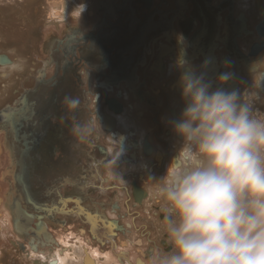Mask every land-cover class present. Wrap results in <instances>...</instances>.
I'll use <instances>...</instances> for the list:
<instances>
[{
    "label": "flooded vegetation",
    "instance_id": "obj_1",
    "mask_svg": "<svg viewBox=\"0 0 264 264\" xmlns=\"http://www.w3.org/2000/svg\"><path fill=\"white\" fill-rule=\"evenodd\" d=\"M93 3L95 22L66 24L62 35L45 37L41 66L32 63L33 72L29 67L7 97L15 100L0 109L10 115L0 131L12 153V209L21 220L26 212L34 229L12 244L22 257L34 251L33 239L51 251L59 245L56 230L70 229L69 250L82 253L80 264L85 250L97 252V264L105 254L151 264L171 251L166 205L150 177L164 174L180 146L170 124L184 108L177 62L203 71L213 88L215 77L231 71L233 80L222 87L242 91L251 83L245 69L264 57L257 29L264 9L238 13L235 0ZM12 33L25 56L30 35ZM0 56L18 65L10 53Z\"/></svg>",
    "mask_w": 264,
    "mask_h": 264
},
{
    "label": "clouds",
    "instance_id": "obj_2",
    "mask_svg": "<svg viewBox=\"0 0 264 264\" xmlns=\"http://www.w3.org/2000/svg\"><path fill=\"white\" fill-rule=\"evenodd\" d=\"M177 67L184 108L170 124L180 146L164 174L150 177L171 251L151 264H264V57L250 64L242 91L222 87L231 71L213 88L188 62Z\"/></svg>",
    "mask_w": 264,
    "mask_h": 264
},
{
    "label": "rangeland",
    "instance_id": "obj_3",
    "mask_svg": "<svg viewBox=\"0 0 264 264\" xmlns=\"http://www.w3.org/2000/svg\"><path fill=\"white\" fill-rule=\"evenodd\" d=\"M253 1L254 3L256 2V0ZM90 2L89 0H0V52L10 53V56L18 64H15L16 66L5 65L2 68L0 67V109L15 100V98L7 99V97L11 94L12 88L21 86L20 83L25 81V78L28 76L29 67L30 69L33 68L31 67L32 63L36 64L38 62L35 68L41 66L39 65L40 59L46 55L45 48L42 46L45 37L48 38L51 32L62 35V28L66 24L74 25L81 23L86 25L95 22L94 20H90L92 8L94 7V3L90 4ZM254 3L249 7V13L256 9ZM251 24L253 25V22ZM14 30H18L21 35H30V38L27 40L29 46L22 47L25 56H22V53L17 51L15 35L12 33ZM27 42H21L20 45ZM1 71L3 74L6 73L7 76L10 75L11 77L5 79L6 77H3V74L1 75ZM32 72L33 70L31 69L29 73ZM261 96L264 97V92L261 93ZM257 107L264 110V104L259 101L257 102ZM0 132V189L4 193L11 194L10 187L14 184L12 180L13 171L11 169L12 157L8 153L11 151V147L7 149L4 147L7 144L5 140L8 137L4 131ZM1 139L4 141L1 142ZM6 209L0 204V264H38V261H33L34 256L28 253L25 255L26 257L24 255L23 257L20 256L19 254H22L23 250L16 249V246L12 244V241L17 240L16 236L18 234L12 230L11 219L7 218V215L11 217V211ZM4 212L7 213L5 214ZM68 230L70 231V229ZM56 232L57 236H59L58 230ZM62 233L65 234L63 230ZM64 236L60 237L64 238ZM19 238L22 239L24 236H19ZM62 243L64 244L66 241L64 240ZM68 243L70 244V242ZM73 253L79 258L70 263L80 264L82 253L75 249ZM36 258L34 259L38 260V257ZM113 259L112 264H124L123 262H118L115 256ZM103 262H105L104 259Z\"/></svg>",
    "mask_w": 264,
    "mask_h": 264
},
{
    "label": "bare ground",
    "instance_id": "obj_4",
    "mask_svg": "<svg viewBox=\"0 0 264 264\" xmlns=\"http://www.w3.org/2000/svg\"><path fill=\"white\" fill-rule=\"evenodd\" d=\"M84 1H87V0H84ZM91 1L90 3H93V0H89ZM236 1V4H237V10H238V13H245L247 14L248 12V9L249 7L252 5V3H254L253 0H235ZM264 2V1H263ZM261 0H256V2L254 3V6L255 7H258L259 11L260 9L262 10V8L264 9V3H263ZM102 3V2H101ZM260 16H264V11H261L259 12ZM240 15V14H239ZM237 19V18H236ZM241 19V18H240ZM73 26V25H72ZM246 73L249 74L248 70L245 69ZM220 75V74H219ZM4 77H8L6 73L3 74ZM216 78V77H215ZM243 78V77H242ZM241 78V80H242ZM245 79V78H243ZM215 80V79H214ZM240 80V81H241ZM244 81V80H243ZM238 83V82H236ZM242 84V82L240 83ZM244 84V83H243ZM226 85V84H225ZM229 85V84H228ZM233 85V84H232ZM237 86V85H236ZM242 88V86L240 87ZM230 90H232L230 88ZM229 90V91H230ZM125 95V94H124ZM135 95V94H134ZM129 96V94H128ZM173 97V96H172ZM174 97H177L176 95ZM127 98V97H125ZM133 99V98H132ZM131 99V100H132ZM178 99V98H177ZM176 102H179V100H177ZM181 109L183 108V105L184 104H181ZM131 106L133 105V101L131 102L130 104ZM133 108V107H132ZM183 110V109H182ZM126 118V117H125ZM132 127V126H131ZM127 128V127H126ZM133 130V129H132ZM144 131V130H143ZM120 132V131H119ZM128 132V131H127ZM147 133V132H146ZM133 136V135H132ZM4 141L1 139V142ZM6 141V149L7 148H10V142H9V139L5 140ZM124 141V140H123ZM129 148V147H128ZM135 149V147H134ZM139 149V148H138ZM10 151V149H9ZM9 154H12L11 151L8 152ZM127 154V153H126ZM125 154V155H126ZM131 156H133V158L135 157L136 158V155L135 154H132ZM12 157V155H11ZM138 159V158H137ZM139 161V159H138ZM16 165V163H15ZM12 196L13 194H8V193H4L2 191V189H0V204L3 205V208H7L6 210H10L11 211V217L10 215H7V218L10 220L11 219V222L13 224V220H14V215H15V209L13 210L12 209V202H11V199H12ZM20 197V196H19ZM29 209V207H27ZM17 209V208H16ZM26 209V208H25ZM32 211V209H31ZM5 214L7 212H4ZM77 223V222H76ZM78 224V223H77ZM76 224V225H77ZM75 225V226H76ZM74 226V227H75ZM72 228V227H71ZM77 228V227H76ZM75 229V228H74ZM68 231V230H67ZM65 231V235L64 236L63 234L64 233H61L60 236H64V238H59V245H57L58 247L54 248L53 250H47L46 248H38L39 250L38 251H30L29 254L31 256H34V258L38 257V264H71L70 262L73 261V260H76L77 258H79L76 254H74V250H69V248L72 246L71 244H69V238H68V232ZM20 237H23L22 234H18ZM32 239V238H31ZM34 240V239H33ZM36 240V239H35ZM66 241V243H62V241ZM29 241V239H28ZM38 241V240H37ZM77 243V242H76ZM40 244V243H39ZM68 244V245H67ZM41 245V244H40ZM43 246V245H42ZM41 247V246H40ZM31 248V247H30ZM29 248V249H30ZM100 256V255H99ZM97 252L95 250H85V255H84V258L81 259V264H97L96 261H97ZM37 259V258H36ZM35 259V260H36ZM104 259L105 261L107 262V264H110L111 263V260H113V256H111L110 254H105L104 256ZM37 261V260H36ZM99 261V260H98ZM102 262V260H101ZM140 262V261H139ZM103 263V262H102ZM105 263V262H104ZM103 263V264H104ZM101 264V263H100Z\"/></svg>",
    "mask_w": 264,
    "mask_h": 264
},
{
    "label": "water",
    "instance_id": "obj_5",
    "mask_svg": "<svg viewBox=\"0 0 264 264\" xmlns=\"http://www.w3.org/2000/svg\"><path fill=\"white\" fill-rule=\"evenodd\" d=\"M257 29L261 34H263L264 33V22L261 25L257 26ZM0 64L1 65L12 64V61L6 56H0ZM8 117H10V115H9V110L7 108L0 111V121H5V120H7ZM7 122H9V120H7ZM15 213L16 214L14 216L13 226H14V230L16 233H18V234L25 233L24 236H26L29 234L30 229L34 231V229L29 228V223L31 220H29V216L27 215L26 212H24L25 213L24 219H23L24 221L21 220V217H20L21 211L20 210H16ZM35 238H37V239L40 238L39 232H36ZM41 244H42V240H41ZM30 245L34 249V251H38V245L36 243H34V240L30 242Z\"/></svg>",
    "mask_w": 264,
    "mask_h": 264
},
{
    "label": "crops",
    "instance_id": "obj_6",
    "mask_svg": "<svg viewBox=\"0 0 264 264\" xmlns=\"http://www.w3.org/2000/svg\"><path fill=\"white\" fill-rule=\"evenodd\" d=\"M11 194H13V193H11Z\"/></svg>",
    "mask_w": 264,
    "mask_h": 264
}]
</instances>
